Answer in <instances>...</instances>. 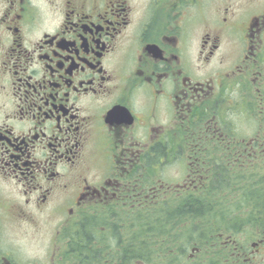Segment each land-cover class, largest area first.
Listing matches in <instances>:
<instances>
[{
  "label": "flooded vegetation",
  "instance_id": "1",
  "mask_svg": "<svg viewBox=\"0 0 264 264\" xmlns=\"http://www.w3.org/2000/svg\"><path fill=\"white\" fill-rule=\"evenodd\" d=\"M258 154L264 0H0V240L54 225L24 259L0 244V264H264L256 221L156 260L139 236L164 205L185 218L223 197L225 164Z\"/></svg>",
  "mask_w": 264,
  "mask_h": 264
},
{
  "label": "rangeland",
  "instance_id": "2",
  "mask_svg": "<svg viewBox=\"0 0 264 264\" xmlns=\"http://www.w3.org/2000/svg\"><path fill=\"white\" fill-rule=\"evenodd\" d=\"M209 13L211 14V10ZM201 31H202V25L199 24L198 18H196L192 23V42H193L194 47L199 42V35ZM260 116L261 115L259 111L257 110L256 116L252 120L244 119L243 117H241L240 121L236 122L238 130L250 135L256 126L255 123L259 122ZM253 163L254 165H252V162L251 163L242 162V164L240 165V168L238 169L233 168L234 166L232 164V166H230L228 171L222 172L225 180L229 179L232 182L227 188L225 187L223 188V197H221L220 192H218L217 190H213L212 200L208 203H203L204 205H208V206L206 207L203 214L201 215L202 221L200 222H196L195 219H193L191 216H188L185 218H178L177 216L171 217V218L168 217V214L166 212L174 211V210L177 211V206L182 204L180 200H177L176 202L171 203L169 205L163 206L164 210L161 214L163 217H165L163 219H165L166 222L170 223L175 228L173 232L183 231V234L180 235L178 240H185L184 244L200 243V242H194L197 239H199L198 238L199 231L197 229L199 225L200 226L204 225L205 228L207 226L231 228L233 225L234 227H238V226L243 227L244 224H243L242 218H247V214L251 210H253L254 212L260 211V209L256 208V206L254 205L255 200L253 198L249 199V197L248 198L246 197L247 199H249L248 206L244 204V202L241 203L242 202L241 200H243V198H241L243 197L242 190L233 189V186L231 185L233 182L238 180L239 175H244V176L249 177L247 175V172H244V171H254L257 175L256 179L258 180V186L256 188V195L258 196L260 194L259 193L260 191H261V194H263L264 193V155L259 154L258 156H256ZM249 192L250 191H248V193ZM228 195L233 197L231 200H233V202L236 203V205L233 202H231L228 205H219L224 199L228 197ZM239 206L241 207L238 208ZM175 214L176 213H174L173 215ZM43 220L44 219L40 218L36 220L31 227H28V228H31V231L28 234L24 232V229L26 228L25 225H20L22 230H19L17 228L18 225L14 227H9L8 235L7 236L4 235L1 237L0 244L15 245L18 249H20L19 252H16V254L20 256L22 259H24L26 256H28V247H30V249L33 250L37 248L38 245H43L42 243H47V239L49 238V236H47L48 233L46 232V230L49 228H54V225L51 222H46L44 225ZM185 220L186 222H183ZM235 221H238V222L235 223ZM142 223H143V231H144V224L149 228L153 226L151 229L148 230L149 231L148 233L154 235L155 238L160 239L164 236H167L169 237L170 243L177 242V239L175 238L174 235L172 234L170 235V233L168 232H162V233L159 232V230L164 229V227L160 223H157V221H155L154 224H152V220L147 219V220H143ZM129 224L132 225V220H129ZM136 227L138 228V225H136ZM245 227H248V226H245ZM177 228L181 230H177ZM247 233H252V235L240 233V235L237 236L239 239V242L252 243L253 241H257L260 237L257 234L253 235L255 232H247ZM145 237L146 235L143 236V238ZM151 245H157V247H154L152 249V252H154L155 256H157L159 253L157 241L155 239H150V241H148L147 243L146 242L144 243V247H150ZM165 252L168 253V251H165ZM144 259L153 260L155 258L144 256ZM145 264L147 263L145 262ZM192 264H195V263H192ZM198 264H200V262Z\"/></svg>",
  "mask_w": 264,
  "mask_h": 264
},
{
  "label": "trees",
  "instance_id": "3",
  "mask_svg": "<svg viewBox=\"0 0 264 264\" xmlns=\"http://www.w3.org/2000/svg\"><path fill=\"white\" fill-rule=\"evenodd\" d=\"M227 188V187H225ZM256 205H258V207L260 208V211L264 212V194H261V197L259 196L257 198V201H256ZM187 206H190L187 204ZM184 210V208H183ZM201 212V208L199 209V211L197 212L198 214Z\"/></svg>",
  "mask_w": 264,
  "mask_h": 264
}]
</instances>
